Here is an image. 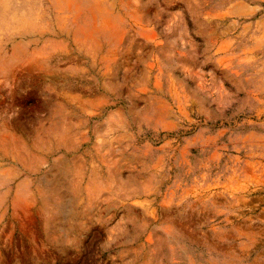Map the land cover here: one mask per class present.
<instances>
[{"label": "rangeland", "instance_id": "1", "mask_svg": "<svg viewBox=\"0 0 264 264\" xmlns=\"http://www.w3.org/2000/svg\"><path fill=\"white\" fill-rule=\"evenodd\" d=\"M0 264H264V0H0Z\"/></svg>", "mask_w": 264, "mask_h": 264}]
</instances>
